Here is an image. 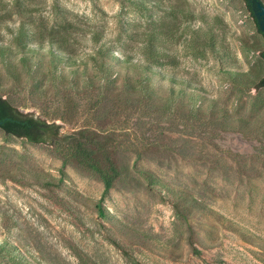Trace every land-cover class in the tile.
<instances>
[{"label": "rangeland", "instance_id": "1", "mask_svg": "<svg viewBox=\"0 0 264 264\" xmlns=\"http://www.w3.org/2000/svg\"><path fill=\"white\" fill-rule=\"evenodd\" d=\"M147 44L161 74L100 51ZM0 45V96L120 171L104 193L68 149L0 128V264H264V37L244 0H0Z\"/></svg>", "mask_w": 264, "mask_h": 264}, {"label": "trees", "instance_id": "2", "mask_svg": "<svg viewBox=\"0 0 264 264\" xmlns=\"http://www.w3.org/2000/svg\"><path fill=\"white\" fill-rule=\"evenodd\" d=\"M247 8L256 18L260 33L264 37V29L262 23L256 15L258 11L259 0H244ZM54 44V43H53ZM26 46V43L21 44ZM152 46V45H151ZM7 47L0 45V50ZM56 49V50H55ZM153 49V47H152ZM57 51V52H56ZM101 55L111 61L113 58L119 62H130L129 67L134 69H140L152 74H161L160 71L153 68L154 63L153 56L150 55V45L147 44L145 52L149 54L144 60L131 61V58H120L114 54H109L111 48L104 45V49H100ZM154 51V49H153ZM51 54L55 58L63 56L61 49L53 48L50 50ZM264 53V52H263ZM60 60V59H57ZM238 73V72H231ZM150 79V77H149ZM258 86L264 87V74L260 78ZM0 128L8 134L26 138L33 143H46L54 147H64L67 152L64 154V163L74 160L78 164L86 167L93 174L98 176L104 183V193H107L113 188L115 181L120 177V171L115 165L112 158L101 148H94L91 141L83 131H76L71 133H64L61 128L55 122H48L45 119L35 117L31 114L21 111L14 106L7 98L0 96ZM103 159L104 161H102ZM148 174L152 176V173ZM192 205H196V199H192L190 202ZM197 207V206H195Z\"/></svg>", "mask_w": 264, "mask_h": 264}, {"label": "water", "instance_id": "3", "mask_svg": "<svg viewBox=\"0 0 264 264\" xmlns=\"http://www.w3.org/2000/svg\"><path fill=\"white\" fill-rule=\"evenodd\" d=\"M259 7L261 8V11L259 12V15H262L263 16V19H262V23H263V25H262V28L264 29V7L260 4L259 5Z\"/></svg>", "mask_w": 264, "mask_h": 264}, {"label": "flooded vegetation", "instance_id": "4", "mask_svg": "<svg viewBox=\"0 0 264 264\" xmlns=\"http://www.w3.org/2000/svg\"><path fill=\"white\" fill-rule=\"evenodd\" d=\"M259 21L261 22L262 20L259 19ZM262 23V22H261Z\"/></svg>", "mask_w": 264, "mask_h": 264}]
</instances>
